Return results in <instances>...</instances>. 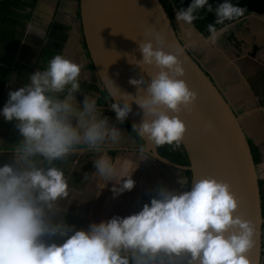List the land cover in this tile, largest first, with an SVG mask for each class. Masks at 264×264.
I'll return each instance as SVG.
<instances>
[{
  "label": "clouds",
  "instance_id": "1",
  "mask_svg": "<svg viewBox=\"0 0 264 264\" xmlns=\"http://www.w3.org/2000/svg\"><path fill=\"white\" fill-rule=\"evenodd\" d=\"M200 9L214 13V21L206 25L212 44L245 12L233 0H219L214 8L210 0H190L176 17L191 25ZM157 39L163 36L157 33ZM139 49L142 58L129 62L141 71L143 64H154L159 71L148 73L146 87H140L143 77L130 78L138 95L124 92L122 104L114 101L111 108L123 121L134 99L144 110V118L133 125L137 134L155 145L179 146L186 124L169 110L190 106L197 93L181 78L185 68L176 54L154 47L152 40L139 42ZM80 77L79 63L54 55L24 86L10 90L0 107V115L15 120L22 136L13 147L15 163L0 164V264H179L184 258L186 264H251L254 226L234 214L237 197L227 181L214 176L195 179L180 191L159 183L138 211L91 222L87 228L65 221L58 201L69 196L70 187L56 162L81 143L96 148L106 132L113 140L120 132L97 109L95 98L85 95L82 104L77 102ZM94 166L95 174L115 182L114 196L134 187L131 175L116 178L106 156L95 159Z\"/></svg>",
  "mask_w": 264,
  "mask_h": 264
},
{
  "label": "crops",
  "instance_id": "2",
  "mask_svg": "<svg viewBox=\"0 0 264 264\" xmlns=\"http://www.w3.org/2000/svg\"><path fill=\"white\" fill-rule=\"evenodd\" d=\"M23 9L14 16L24 18L31 12L27 26L19 30L20 47L17 50L0 52V107L8 100L10 90L24 86L31 73L46 66L48 60L60 54L76 61L81 66V91L75 93L82 104L85 95L95 98L97 109L108 117L109 123L120 129L119 137L105 139L96 148L81 143L63 161L62 167L68 177L69 196L58 201L64 209L65 221L75 228H87L91 222H99L113 215L125 216L138 211L143 203L155 195L153 189L159 183L174 191L185 188L187 181L181 169L146 156L139 150L127 121L116 119L111 102L103 104V85L85 44L79 17L78 0H22ZM253 13V12H252ZM247 15L242 23L232 22L215 44L209 43L208 35L176 19L177 30L189 51L212 76L226 96L248 136L259 174L261 194L264 193V19L252 22ZM53 28L59 35L51 37L48 46L38 44L39 30ZM47 41V40H46ZM257 48V49H256ZM5 71V73H4ZM10 73L6 80V75ZM15 120H5L0 115V164L15 163L14 146L22 139ZM74 123L77 121L74 120ZM104 155L116 178L131 175L135 181L131 190L113 195L114 181L95 174L94 160ZM18 166V165H17ZM51 239L59 240V237ZM264 264V223L262 262Z\"/></svg>",
  "mask_w": 264,
  "mask_h": 264
},
{
  "label": "water",
  "instance_id": "3",
  "mask_svg": "<svg viewBox=\"0 0 264 264\" xmlns=\"http://www.w3.org/2000/svg\"><path fill=\"white\" fill-rule=\"evenodd\" d=\"M78 5L87 50L103 88L114 101L122 104L120 96L124 92L133 97L138 95V86L129 83L130 78L143 77L140 87H146L151 79L148 73L159 71L154 64H143L141 71L140 65L129 62L132 57L142 58L139 42L152 40L154 47L173 52L182 61L185 73L181 78L197 96L190 106H182L179 112H169L185 121L182 142L191 163L182 165L162 156L147 137L139 150L164 164L189 169L192 172L190 182L202 176L227 181L238 200L234 214L251 221L254 226L255 242L248 252L251 264H261L264 217L251 144L238 114L182 40L175 25L176 14L173 20L161 0H78ZM38 32L40 48L48 46L53 40L51 37L59 36L53 28ZM157 33L163 36L162 40L157 39ZM143 118L144 110L133 99L128 121L134 125ZM145 118L151 119V114L145 113ZM179 264H186V258Z\"/></svg>",
  "mask_w": 264,
  "mask_h": 264
},
{
  "label": "trees",
  "instance_id": "4",
  "mask_svg": "<svg viewBox=\"0 0 264 264\" xmlns=\"http://www.w3.org/2000/svg\"><path fill=\"white\" fill-rule=\"evenodd\" d=\"M164 7L166 8L169 16L174 20L175 14L178 9L186 7L190 0H161ZM213 4V8L219 0H210ZM233 3L239 4L245 8L244 15L238 19L232 21L241 24L244 18L252 12L263 13L264 12V0H233ZM22 0H0V52L2 50H17L20 47L21 35H19V30H24L27 26L28 19L31 12H25L24 18L15 17L14 15L23 9ZM198 18L193 21L192 25L196 26L203 34L208 35L206 25L214 21V13L207 11L206 9H200L197 13ZM232 22H229L230 24ZM257 49V48H256ZM0 59H2L0 57ZM2 69L0 68V80L3 76ZM5 73V71H4ZM10 73L5 77L7 80ZM1 92V88H0ZM110 101L111 104L114 102L113 98L106 88L103 91V104ZM131 130L136 137L138 145H145V138L137 134V130L133 128V124L128 121L127 117L125 119ZM157 151L164 157L177 162L182 165H190V157L185 144L181 141L179 146H173L170 144L156 145ZM152 158L148 153L146 154ZM182 174L186 177L187 181L185 183V188L190 187V180L192 177V172L189 169H181ZM262 207H263V217H264V193H262Z\"/></svg>",
  "mask_w": 264,
  "mask_h": 264
},
{
  "label": "rangeland",
  "instance_id": "5",
  "mask_svg": "<svg viewBox=\"0 0 264 264\" xmlns=\"http://www.w3.org/2000/svg\"><path fill=\"white\" fill-rule=\"evenodd\" d=\"M252 18H253L252 19L253 20L252 22H258L259 21V18L264 19V14L261 15V16H254ZM176 19H177V17H176ZM174 20H175V17H174Z\"/></svg>",
  "mask_w": 264,
  "mask_h": 264
}]
</instances>
